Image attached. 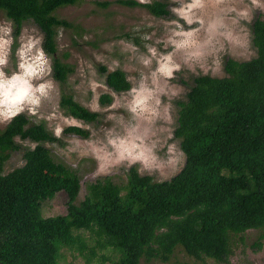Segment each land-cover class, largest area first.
<instances>
[{"label":"trees","instance_id":"obj_1","mask_svg":"<svg viewBox=\"0 0 264 264\" xmlns=\"http://www.w3.org/2000/svg\"><path fill=\"white\" fill-rule=\"evenodd\" d=\"M82 0H0V11L15 25L32 21L42 32V46L52 59V77L65 84L73 66L58 53L61 29L80 35L84 28L59 17L58 9ZM143 7L157 17H167L166 0L140 4L137 0H116ZM108 7L111 2H97ZM251 43L255 55L248 60L227 57L223 76L198 74L191 78L177 107L174 137L185 155L181 170L168 180L142 174L135 165L125 170V180L111 175L87 184L78 201L81 179L63 162L53 163L46 142H58L45 123H35L27 113L17 116L0 130V264H59L63 249L83 253L87 247L83 230L98 237L101 249L119 255L111 264H193L171 262L181 248L191 257L211 258L229 264L249 231H256L252 247L264 244V15L254 18ZM106 85L115 93L131 89L121 68L99 67ZM186 83V81L183 80ZM112 102L103 93L100 104ZM60 107L66 114L87 123L101 114L63 92ZM64 133L88 137L82 127L67 126ZM31 141L24 148V164L6 172L11 153L23 147L17 141ZM67 196L65 214L45 217L42 204L58 193Z\"/></svg>","mask_w":264,"mask_h":264},{"label":"rangeland","instance_id":"obj_2","mask_svg":"<svg viewBox=\"0 0 264 264\" xmlns=\"http://www.w3.org/2000/svg\"><path fill=\"white\" fill-rule=\"evenodd\" d=\"M104 1L111 2V5L101 7L96 4ZM115 1L82 0L78 4L62 7L56 12L59 17L79 24L85 31L80 35H75L63 29L60 30L58 36L59 56L70 63L74 69L63 85L54 80L51 71L47 79L53 81L56 91L50 101L43 103L40 109L41 115L48 116L49 113L55 111L58 118L61 116L67 117L69 121L74 118L66 114L60 107L63 92L73 94L76 101L92 110L94 103L89 81L94 79L106 85L105 76L99 69L102 65L106 66L108 70L110 68L124 70L131 82V89L139 88L142 82L141 75L143 74L146 78L143 83L151 92L147 104L149 111L138 116L132 113L128 107L132 101L131 89L122 93L113 92L107 85L105 88L97 89L100 107L96 111L101 114L99 121L87 123L75 118V121L81 125L80 127L89 131V136L81 137L77 134L63 133V138L60 141L45 143L50 149L54 160L48 167L49 172L54 171L56 163L63 162L80 177L81 190L78 201L84 198L87 184L101 176L111 175L118 183L125 180V170L130 167L129 162L128 160L118 161V149L109 144V140H116L117 145H119L120 140H124L126 143H136L142 146L151 168H144L141 162L131 164L135 165L142 174L152 175L156 180L162 181L170 179L179 172L185 163V155L181 150L179 140L174 137L177 117V107L174 101L185 96L188 84L191 83L193 76L201 73L205 74L201 64L209 66L212 64L213 59H219L220 70L216 73L209 70L207 74L223 76V64L227 57L238 60L252 58L255 55V49L251 43V25L256 16L264 15V9L254 7L250 9L248 19H239L236 24L232 23L231 18L226 19V23L233 29L234 33H239L241 36L247 33L246 51L229 44L223 37H218L220 42L224 44L223 50H219V45L215 44L214 41V47L209 46L204 49L205 55L199 61L193 60L188 64L183 63L184 54L177 52L174 54V59L180 62L182 66L180 71L174 73L175 78L165 81L163 77H158L156 82L153 83L151 72L155 70V61L148 67H145L141 62L142 58L147 55L145 44L156 47L158 53L173 52V47L167 44L171 35L170 26L167 22L176 19L171 9L179 7V4L173 3L172 0H166L170 15L157 17L143 7L126 6ZM260 2L264 5V0H260ZM245 6H247L246 3L241 4V7ZM9 22L13 28L12 35L17 38V41L24 29H27L30 34L43 37L39 27L32 21L23 23L20 32L16 34L14 23L0 11V25ZM205 27H207V24ZM136 29H139V31H136ZM144 34L150 35L152 39L143 40L141 37ZM85 36L88 37L87 40L84 39ZM205 36L206 33L202 32L201 42ZM120 41L135 45V50L125 47ZM16 47H18V43H14L12 46L13 55L7 69L9 73L15 70ZM242 51L243 55H241ZM97 57H99V60H97ZM115 62H118V64ZM161 89H163V92ZM172 90H175L177 95L173 96L171 94ZM103 93L112 96L110 104H100V97ZM114 103L116 106L110 107ZM31 120L35 123H45L51 131L57 123H62L64 129L68 126L62 119L47 121L31 117ZM5 125L0 124V130ZM17 141L23 148L11 153L5 164L6 172L24 164L23 149L31 147L34 143L29 140L20 141L17 139ZM169 145H175V155L178 163L170 162V154L167 151ZM72 149H75V151H72ZM66 201V194L64 192L58 193L52 200L45 201L42 204V215L49 217L65 214L67 211ZM257 233L256 231H249L243 241L240 237L236 239L237 247L230 258L229 264H264V244L261 250H254L252 247ZM82 234L87 244L83 253L76 249H63L59 264H111L118 257L119 253L116 250L111 248L101 249L97 245L98 237L95 234L86 230H83ZM178 261H187L193 264H216L211 258L196 259L191 257L181 248L176 250L171 259V262ZM141 264L146 263L143 261ZM150 264L167 263L153 261Z\"/></svg>","mask_w":264,"mask_h":264},{"label":"clouds","instance_id":"obj_3","mask_svg":"<svg viewBox=\"0 0 264 264\" xmlns=\"http://www.w3.org/2000/svg\"><path fill=\"white\" fill-rule=\"evenodd\" d=\"M138 2L150 4L152 0H138ZM172 2L179 4V7L171 9L176 19L167 22L171 32L167 44L173 47V52L158 53L156 47L145 44L147 55L141 60L145 67L152 65L155 61V70L151 72L153 83L158 77H163L165 81L175 78L174 73L180 71L182 66L174 59V54L177 52L184 54L183 63L188 64L193 60L199 61L205 55L204 49L209 46L214 47V41L219 45V50H223L224 44L218 37H223L229 44L246 51L247 33L243 36L234 33L226 23V19L231 18L232 23L236 24L239 19L249 18L251 8L264 9L260 0H172ZM245 3L247 6L241 7V4ZM206 24L207 27H205ZM12 32L13 28L10 22L0 25V124H9L17 116L27 112L30 117L47 121L62 119L68 126L80 127L81 125L75 121V118H72L71 121L67 117L58 118L55 111L49 113L48 116L41 115L40 109L43 103L50 101L56 91L53 81L47 79L52 71L51 59L42 46V36L30 34L27 29H24L17 41ZM202 32L206 33V36L201 42ZM141 38L145 41L152 39L148 34H144ZM84 39L87 40L88 37L85 36ZM14 43H18V47L15 49L16 64L15 70L9 73L7 69L13 55L12 46ZM120 43L135 50V45L125 44L124 41H120ZM243 54L242 51L241 55ZM115 63L118 64V62ZM201 68L205 74L209 70L216 73L220 70L221 64L219 59H213L211 65L201 64ZM109 70L115 71V68ZM144 79L146 78L142 74L139 88L130 90L132 101L128 107L132 113L138 116L149 111L147 104L151 92L145 87ZM105 87L106 85L94 79L89 81V88L93 94V111L99 110L100 107L97 89ZM161 91L163 92V89ZM171 94L175 96L177 92L172 90ZM115 106L114 103L110 107ZM52 133L57 140L62 139L64 125L57 123L52 128ZM109 144L117 147L118 161L128 160L129 166L141 162L144 168H151L140 144L126 143L124 140H120L119 145L116 140H109ZM35 147L36 144L33 143L32 150ZM167 151L170 154V162L178 163L175 145H169Z\"/></svg>","mask_w":264,"mask_h":264}]
</instances>
